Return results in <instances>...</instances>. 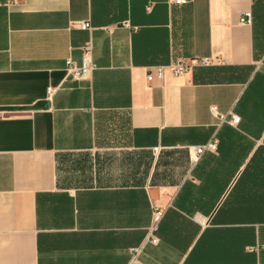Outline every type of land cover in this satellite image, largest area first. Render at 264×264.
Returning <instances> with one entry per match:
<instances>
[{"label":"crops","instance_id":"1","mask_svg":"<svg viewBox=\"0 0 264 264\" xmlns=\"http://www.w3.org/2000/svg\"><path fill=\"white\" fill-rule=\"evenodd\" d=\"M252 6L0 0V264H264ZM87 45L94 73L71 81ZM212 139L215 154H193Z\"/></svg>","mask_w":264,"mask_h":264},{"label":"built area","instance_id":"2","mask_svg":"<svg viewBox=\"0 0 264 264\" xmlns=\"http://www.w3.org/2000/svg\"><path fill=\"white\" fill-rule=\"evenodd\" d=\"M13 2L15 0H9ZM190 0H176V3L179 5L187 4ZM252 19L250 13H244L243 17L240 19V23L244 25H251ZM80 27L82 30H89V25L86 23H81ZM213 61L210 59L194 61V63L187 64L183 60H176L168 66H157L156 71L160 77H162L165 71H168L172 77H181L187 74L193 67L205 68L213 65ZM259 65H264V56L258 63ZM95 66L93 65L92 55H91V46L87 45L81 50V59L80 63L77 65L71 59H67L65 63V71L67 77L74 82L90 80L92 74L94 73ZM211 112H214V109H211ZM218 119L219 124H227L231 127H236L239 122V117L233 115L231 112H228L226 115L215 114ZM217 141L212 139L206 145L195 147L192 149V152L195 156H201L204 153L210 152L215 154L217 151ZM161 220V215L159 213L155 214L154 221L152 226H150L149 236L146 238V242L152 245H156L157 241L152 237L153 233L157 231V225ZM137 253V251L135 252Z\"/></svg>","mask_w":264,"mask_h":264},{"label":"trees","instance_id":"3","mask_svg":"<svg viewBox=\"0 0 264 264\" xmlns=\"http://www.w3.org/2000/svg\"><path fill=\"white\" fill-rule=\"evenodd\" d=\"M252 3L253 51L254 56L257 57L264 52V0H252ZM215 140L217 141V139Z\"/></svg>","mask_w":264,"mask_h":264}]
</instances>
